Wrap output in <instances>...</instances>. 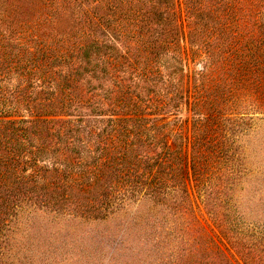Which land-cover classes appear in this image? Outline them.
I'll list each match as a JSON object with an SVG mask.
<instances>
[{"label": "trees", "instance_id": "trees-1", "mask_svg": "<svg viewBox=\"0 0 264 264\" xmlns=\"http://www.w3.org/2000/svg\"><path fill=\"white\" fill-rule=\"evenodd\" d=\"M184 34L207 62L190 85ZM182 103L195 114L188 158L169 123L156 125ZM254 109L264 112V0H0V264H12L24 206L104 218L142 194L182 208L189 177L202 188L233 160L224 124ZM162 214L144 217L155 264L185 252L194 264L189 229L204 237L198 263L220 264L204 225ZM215 221L245 262L264 264V232Z\"/></svg>", "mask_w": 264, "mask_h": 264}, {"label": "rangeland", "instance_id": "rangeland-1", "mask_svg": "<svg viewBox=\"0 0 264 264\" xmlns=\"http://www.w3.org/2000/svg\"><path fill=\"white\" fill-rule=\"evenodd\" d=\"M181 44L184 47L182 67L190 85L207 62L197 51L191 53L185 34ZM167 60L174 63L171 58ZM194 116L189 105L182 103L176 114H169L156 123H169L167 128L177 134L176 141L181 143L187 158ZM223 128H231L229 146L233 160L220 178L202 188L195 186L189 177L182 208L174 209L168 205L165 209L142 194L113 206V212H108L104 218L24 206L19 211V224L11 223L10 230L14 235L8 258L12 264H20L19 258L26 262L32 259L33 264H115L114 259L119 256L116 264H155L156 256L149 253L148 246L152 240L148 233L153 234V229L148 227L150 221L144 217L161 218L163 212L168 224L186 229L189 224L194 227L204 225L206 233L217 238L223 249L221 258L215 255L212 259L215 263L226 264L227 259L230 264H248L231 243L229 233L225 236L218 227L215 214L222 218L225 228L240 234L264 232V112L257 109L246 113L240 111ZM166 139L170 148H175L172 138L168 136ZM168 197L172 195L167 196V200ZM172 234L176 235V232ZM185 234L188 238L184 247H189L194 255L191 260L199 264L203 251L198 246L204 245L196 242H203L204 237L191 236V229ZM186 260L187 252L183 254L181 264H187Z\"/></svg>", "mask_w": 264, "mask_h": 264}]
</instances>
